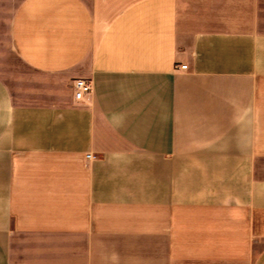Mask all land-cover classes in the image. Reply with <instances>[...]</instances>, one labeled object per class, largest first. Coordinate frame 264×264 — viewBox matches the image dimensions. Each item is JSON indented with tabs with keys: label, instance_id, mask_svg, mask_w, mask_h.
<instances>
[{
	"label": "crops",
	"instance_id": "crops-1",
	"mask_svg": "<svg viewBox=\"0 0 264 264\" xmlns=\"http://www.w3.org/2000/svg\"><path fill=\"white\" fill-rule=\"evenodd\" d=\"M0 264H264V0H0Z\"/></svg>",
	"mask_w": 264,
	"mask_h": 264
},
{
	"label": "built area",
	"instance_id": "built-area-1",
	"mask_svg": "<svg viewBox=\"0 0 264 264\" xmlns=\"http://www.w3.org/2000/svg\"><path fill=\"white\" fill-rule=\"evenodd\" d=\"M179 68L182 70H187L188 65L187 64H182L179 65ZM73 87L75 90V96L77 99H85L88 97L92 91H93V86L92 82L89 79L85 78H77L73 81ZM89 158L93 157L92 155H88Z\"/></svg>",
	"mask_w": 264,
	"mask_h": 264
}]
</instances>
